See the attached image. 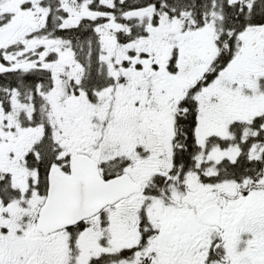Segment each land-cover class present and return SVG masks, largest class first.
<instances>
[{
  "label": "snow or ice",
  "instance_id": "snow-or-ice-1",
  "mask_svg": "<svg viewBox=\"0 0 264 264\" xmlns=\"http://www.w3.org/2000/svg\"><path fill=\"white\" fill-rule=\"evenodd\" d=\"M0 264H264V0H0Z\"/></svg>",
  "mask_w": 264,
  "mask_h": 264
}]
</instances>
